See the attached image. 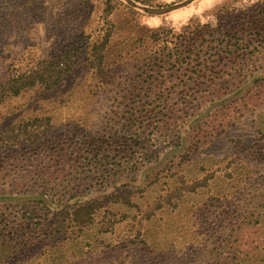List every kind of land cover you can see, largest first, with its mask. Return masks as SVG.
<instances>
[{
    "label": "rangeland",
    "instance_id": "1",
    "mask_svg": "<svg viewBox=\"0 0 264 264\" xmlns=\"http://www.w3.org/2000/svg\"><path fill=\"white\" fill-rule=\"evenodd\" d=\"M0 264H264V0H0Z\"/></svg>",
    "mask_w": 264,
    "mask_h": 264
},
{
    "label": "trees",
    "instance_id": "2",
    "mask_svg": "<svg viewBox=\"0 0 264 264\" xmlns=\"http://www.w3.org/2000/svg\"><path fill=\"white\" fill-rule=\"evenodd\" d=\"M69 70V68H68V66H67V71ZM59 80H61V78H59V76L58 77H54L52 80H51V85H56L57 83H59ZM49 87H51V86H49ZM16 91H18V90H16ZM118 224H120V220H115L113 223H112V227H111V229L109 230V232L111 233V235H113V234H115L116 233V229H117V227H119L118 226Z\"/></svg>",
    "mask_w": 264,
    "mask_h": 264
}]
</instances>
